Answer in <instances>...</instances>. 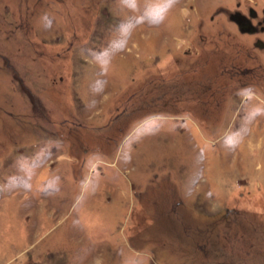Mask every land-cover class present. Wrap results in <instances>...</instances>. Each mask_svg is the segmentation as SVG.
Here are the masks:
<instances>
[{"label": "rangeland", "instance_id": "374dc122", "mask_svg": "<svg viewBox=\"0 0 264 264\" xmlns=\"http://www.w3.org/2000/svg\"><path fill=\"white\" fill-rule=\"evenodd\" d=\"M0 264H264V0H0Z\"/></svg>", "mask_w": 264, "mask_h": 264}]
</instances>
